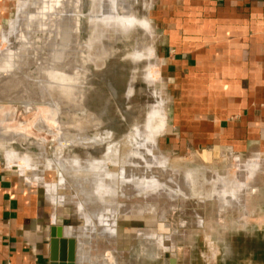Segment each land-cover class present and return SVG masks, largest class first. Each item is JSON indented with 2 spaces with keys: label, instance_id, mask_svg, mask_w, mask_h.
Segmentation results:
<instances>
[{
  "label": "crops",
  "instance_id": "1",
  "mask_svg": "<svg viewBox=\"0 0 264 264\" xmlns=\"http://www.w3.org/2000/svg\"><path fill=\"white\" fill-rule=\"evenodd\" d=\"M125 1L120 0L127 7ZM145 1L150 30L162 41L159 73L170 93L169 141L182 152H224L251 165V178L264 176V0ZM14 2L0 0V30ZM16 173L0 171V264H51L52 234L75 244L74 264H122L118 256L124 251L128 264L137 263L133 221L116 227L112 240L94 238L42 188ZM223 209L219 205L218 212ZM210 223L206 232L208 221H200L203 237L217 241L210 264H218L220 255L232 260L219 264H264V234H251L249 216L217 215Z\"/></svg>",
  "mask_w": 264,
  "mask_h": 264
},
{
  "label": "rangeland",
  "instance_id": "2",
  "mask_svg": "<svg viewBox=\"0 0 264 264\" xmlns=\"http://www.w3.org/2000/svg\"><path fill=\"white\" fill-rule=\"evenodd\" d=\"M37 1L26 0L29 5H34ZM87 2L89 0H84L86 5L81 10L82 14L78 16L81 42L86 40L89 33L87 28L89 10ZM125 2L129 6L124 8H128L127 11L137 20L150 18L145 7V0H127ZM18 7L17 0L13 3L10 16L0 30V51H2L4 63L7 64L10 57H15L12 53L19 45L8 48V43L5 41L8 38V25L17 16ZM55 10V5L47 2L45 12L42 13L43 19L40 20L41 22L51 20L48 24L49 31L54 28ZM53 35L49 34V39ZM66 36L67 32L62 33L59 40L65 43ZM159 37L158 31L152 29L147 32L136 26L129 35L105 43V47L109 50L108 54L102 64H90L84 84L86 91L83 101L88 113L94 114L96 117L101 115L102 126L100 128L90 126L91 128L84 131L86 135L82 136L88 138L94 134V131L100 129L101 135H105L107 132L112 135L111 144H118L126 136L133 134L140 146V153L146 158L154 157L153 160H159V158L165 157L170 161L175 160L180 163L207 167L209 169L207 170L209 172V174L207 172L208 178L211 176L216 179L219 178L218 180L221 183L218 182L219 186L223 187L222 190L226 188L225 195L222 196L223 201H219L217 197L204 201L193 199L191 198L189 186L183 197V195L181 196L173 190L176 185L174 183L171 184L172 192L170 190L169 194L160 192L152 193L147 197H139V195L137 196L134 192L126 189L118 192L112 187L108 179L99 180L96 173L88 172L84 178L85 183H93L97 190L99 187L105 190H115L112 195L111 192L107 195L115 198L111 204L112 207H108L109 210L106 208L108 211L106 209L100 210L101 205L96 202L97 197L89 198L88 193H84L81 188L73 186L70 173H82L89 160L100 159L104 154V150L101 149L95 152L90 148L79 145L71 146L66 141L58 139L59 133L57 134L51 129L52 123L48 117V111L42 117L40 110H36L30 101L25 102L27 105H24V102H21L23 105L9 102L0 104V133H6V131L22 133L21 135L25 137V141L12 140L8 143V148L17 155H29L36 164L34 167L26 168L27 170L25 169L20 174L18 168L7 166L5 152L0 149V170L14 169L18 172L17 175L22 176L20 177L23 181L34 187L42 188L41 190L48 197H51L52 201L69 214L76 226L80 227L81 230H90L94 238L112 240L111 238L114 235L109 231V228L115 226L118 230L121 227L125 229L130 220L133 221V225L138 229L139 236L137 251L133 252L137 257L136 264H164L167 261L166 255L169 258L176 259L178 264H201L203 262L210 264L213 259L211 251L217 246L215 244L217 241L206 240L203 236L205 235L204 230L206 232L211 231L210 222L217 215L223 218L236 219L242 218L244 215L249 216L251 219V234L255 236L264 234L262 223L264 220V203H262L264 201V190H258L264 188V176L258 175L249 179L248 171L251 165H246L245 161L237 160L224 152L208 153V155L198 153L195 150L182 152V150H179L180 145L169 141L168 133L171 130L168 123L170 93L167 81L159 73L162 66L159 59V46L162 41ZM51 41H54V39ZM138 46L141 48L151 47L153 49L152 55L133 60L130 56L134 50L138 49ZM6 69V66L3 65L0 67V72L4 73ZM3 73L1 75L6 76ZM154 108L163 115L164 128L152 143H148L144 126L148 113ZM78 113L80 118L81 113ZM38 123H41L43 129L37 128ZM64 135L65 133L62 131L60 136L63 138ZM58 140L64 141L66 145L58 146ZM58 147L63 149L61 158L55 156ZM39 150H42L41 155ZM148 151H150V155H148ZM72 157L78 158L80 170L78 168L70 172V170H67L68 168L63 169V166H66L65 164L73 159ZM214 170L215 173L212 172ZM175 177L183 181L185 179L183 173H177ZM224 178L227 180H223ZM228 180H231V182L228 183ZM237 182L243 185V188L237 190V187H234L233 184ZM220 192L222 191L220 190ZM83 195H86V198ZM169 195L171 196L169 197ZM91 199L94 202L91 201V203ZM114 200L117 204L114 203ZM219 205L222 208L225 207L221 213L218 212ZM244 207L246 210H244ZM149 210L152 212H149ZM100 211L106 212L109 216L99 221L95 215L100 214ZM93 216L96 218H93ZM201 219L208 221L204 230L201 229ZM147 238L151 240L147 241ZM224 243L226 241H219L220 250ZM257 244L258 240L252 241V247H258ZM103 246L104 243L101 248ZM223 251L225 249H222ZM221 259L222 262H229L232 257L225 255L221 257L220 255V259L218 257L216 260L218 264ZM118 260L122 264H128L130 262L129 251L120 254Z\"/></svg>",
  "mask_w": 264,
  "mask_h": 264
},
{
  "label": "bare ground",
  "instance_id": "3",
  "mask_svg": "<svg viewBox=\"0 0 264 264\" xmlns=\"http://www.w3.org/2000/svg\"><path fill=\"white\" fill-rule=\"evenodd\" d=\"M47 2L53 3L56 7L54 28H51L50 31L48 24L51 20L40 21L43 19L42 13L45 12ZM18 4L17 16L8 25V38L5 39L8 48L19 44L12 53L15 57L9 56L8 64L4 63L2 51H0V67L4 65L7 68L4 73L0 72V104L9 102L27 105L25 102L30 101L36 110H40L42 117L48 111L47 114L52 123L51 129L53 132L59 133L58 139L66 141L71 146L79 145L95 152L104 150L100 159L89 160L82 173H70L73 186L88 193L89 198L97 197L96 202L101 205L100 210L112 207L111 204L115 198H112L111 195L115 190H105L102 187L97 190L93 183H85L84 178L88 172L96 173L99 180L108 179L118 192L126 189L139 197H147L152 193L160 192L169 194L172 188L171 184L174 183L176 185L173 190L183 197L189 186L193 199L204 201L217 197L219 201H223L222 196L225 195L226 188L222 190L223 187L219 186V178L216 179L214 176L208 178L207 170L209 169L207 167L180 163L175 160L170 161L165 157H161L159 160H153L154 157L146 158L140 153V146L133 134H129L118 144H111L112 135L109 132L101 135L100 129L94 131V134L88 138L82 136L86 135L84 131L91 128L90 126L95 128L102 126L101 115L96 117V115L88 113L83 103L86 91L84 84L90 64L100 65L103 63L109 51L105 47L106 42L116 41L129 35L136 26L149 32L150 26L146 20H137L127 11L128 8H124L125 6L120 0H89L87 2L89 33L86 40L81 42L78 16L82 14L83 0H38L34 5H29L26 0H18ZM65 32H67V40L64 43L59 39ZM49 34L54 35L49 39ZM53 39L54 41H51ZM7 52L9 53V51ZM152 53L151 47L141 48L138 46V49L134 50L130 57L133 60H138L150 57ZM2 73L6 76H2ZM78 112L81 113L80 118ZM163 118V115L155 108L148 113L144 126L148 143H152L155 137L162 132ZM37 128L43 129L41 123L37 124ZM62 131L65 133L63 138L60 136ZM21 134L14 131L0 133V149L5 152L7 166L18 168L20 174L26 168L34 167L36 164L29 155H17L8 148V143L12 140L25 141V137ZM60 140H58V146L66 145L64 141ZM39 151L41 155L42 150ZM62 153L63 149L58 147L55 156L61 158ZM150 154L148 151V155ZM65 165L63 169L68 168L67 170L70 172L80 167L79 160L75 157ZM254 169L255 167L252 168V171ZM177 173H183L184 181L175 177ZM251 177L248 174V178ZM226 178L223 180H227ZM227 182L230 183L231 180ZM238 183H233L237 190L243 187ZM110 192L111 195L107 196ZM176 193L174 194L176 195ZM84 197L86 198V195ZM84 203L86 202L84 201ZM149 212L152 211L149 210ZM99 213L98 216L95 215L99 221L109 216L103 211ZM95 216L93 218H96ZM109 231L114 235L116 227L109 228ZM99 232L101 233V231Z\"/></svg>",
  "mask_w": 264,
  "mask_h": 264
},
{
  "label": "water",
  "instance_id": "4",
  "mask_svg": "<svg viewBox=\"0 0 264 264\" xmlns=\"http://www.w3.org/2000/svg\"><path fill=\"white\" fill-rule=\"evenodd\" d=\"M50 241V261L51 264H74L75 244L72 241L59 240L52 234ZM164 264H177L176 259L169 258Z\"/></svg>",
  "mask_w": 264,
  "mask_h": 264
},
{
  "label": "flooded vegetation",
  "instance_id": "5",
  "mask_svg": "<svg viewBox=\"0 0 264 264\" xmlns=\"http://www.w3.org/2000/svg\"><path fill=\"white\" fill-rule=\"evenodd\" d=\"M84 5H86V4L84 3V0H83V6H84ZM82 9H84V7H83Z\"/></svg>",
  "mask_w": 264,
  "mask_h": 264
},
{
  "label": "built area",
  "instance_id": "6",
  "mask_svg": "<svg viewBox=\"0 0 264 264\" xmlns=\"http://www.w3.org/2000/svg\"><path fill=\"white\" fill-rule=\"evenodd\" d=\"M1 171V170H0Z\"/></svg>",
  "mask_w": 264,
  "mask_h": 264
}]
</instances>
